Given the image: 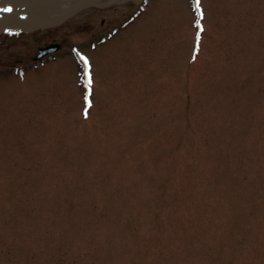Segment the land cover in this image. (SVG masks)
<instances>
[{
	"label": "rangeland",
	"instance_id": "374dc122",
	"mask_svg": "<svg viewBox=\"0 0 264 264\" xmlns=\"http://www.w3.org/2000/svg\"><path fill=\"white\" fill-rule=\"evenodd\" d=\"M193 5L0 34V264H264V0Z\"/></svg>",
	"mask_w": 264,
	"mask_h": 264
},
{
	"label": "water",
	"instance_id": "95a60500",
	"mask_svg": "<svg viewBox=\"0 0 264 264\" xmlns=\"http://www.w3.org/2000/svg\"><path fill=\"white\" fill-rule=\"evenodd\" d=\"M68 5L65 9H61L57 16L51 19L43 20L41 24H37L31 28L22 30H34L36 28L47 27L51 25L59 24L68 18L72 17L82 9L89 6H101L95 0H0V18L4 17V22L0 24V33L9 31L8 24L9 20L16 12H23L24 10L30 14L38 15L33 9H44L41 5L46 7H52L56 4ZM44 6V5H43ZM33 7V9H31ZM6 9H11L6 11ZM23 16V15H21ZM60 44L53 42L38 48L37 58H42L44 55L56 51Z\"/></svg>",
	"mask_w": 264,
	"mask_h": 264
},
{
	"label": "bare ground",
	"instance_id": "6f19581e",
	"mask_svg": "<svg viewBox=\"0 0 264 264\" xmlns=\"http://www.w3.org/2000/svg\"><path fill=\"white\" fill-rule=\"evenodd\" d=\"M44 5V6H43ZM42 4L43 10H39V15L30 14L29 12L19 13L16 12L9 20L8 28L10 30H21L31 28L37 24H41L43 20L54 18L58 15L61 9H65L68 5L56 4L52 7H46ZM33 8V7H32ZM25 14V15H24ZM23 15V16H21ZM4 22V17L0 18V24Z\"/></svg>",
	"mask_w": 264,
	"mask_h": 264
},
{
	"label": "snow or ice",
	"instance_id": "6c2138e0",
	"mask_svg": "<svg viewBox=\"0 0 264 264\" xmlns=\"http://www.w3.org/2000/svg\"><path fill=\"white\" fill-rule=\"evenodd\" d=\"M197 12L199 13V15L201 17H203V10H202V7H201V0H194V5H193ZM11 9H6V11H10ZM195 24L197 26V28L203 29V25L201 23V20L200 19H197L195 20ZM200 36V32H197V37L199 38ZM82 59L84 60V63H85V68H84V72H85V78L87 80V84L88 86L90 87L91 84H92V78H91V72H90V65L88 63V58L86 56H82Z\"/></svg>",
	"mask_w": 264,
	"mask_h": 264
},
{
	"label": "flooded vegetation",
	"instance_id": "af4514ba",
	"mask_svg": "<svg viewBox=\"0 0 264 264\" xmlns=\"http://www.w3.org/2000/svg\"><path fill=\"white\" fill-rule=\"evenodd\" d=\"M17 60H20V59H17ZM31 63H33V61H31ZM37 63H38V62H37V60L35 59V56H34V66L37 65ZM15 67H16V66H14V68H15Z\"/></svg>",
	"mask_w": 264,
	"mask_h": 264
}]
</instances>
